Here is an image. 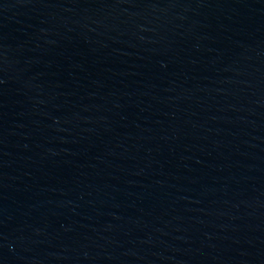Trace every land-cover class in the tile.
Here are the masks:
<instances>
[{"label": "water", "instance_id": "95a60500", "mask_svg": "<svg viewBox=\"0 0 264 264\" xmlns=\"http://www.w3.org/2000/svg\"><path fill=\"white\" fill-rule=\"evenodd\" d=\"M0 264H264V0H0Z\"/></svg>", "mask_w": 264, "mask_h": 264}]
</instances>
